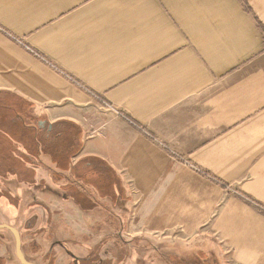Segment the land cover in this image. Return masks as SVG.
Returning a JSON list of instances; mask_svg holds the SVG:
<instances>
[{"label":"crops","instance_id":"1","mask_svg":"<svg viewBox=\"0 0 264 264\" xmlns=\"http://www.w3.org/2000/svg\"><path fill=\"white\" fill-rule=\"evenodd\" d=\"M0 92L73 141L0 183L26 259L162 235L197 243L182 264H264V0H0ZM0 264H24L6 228Z\"/></svg>","mask_w":264,"mask_h":264},{"label":"trees","instance_id":"2","mask_svg":"<svg viewBox=\"0 0 264 264\" xmlns=\"http://www.w3.org/2000/svg\"><path fill=\"white\" fill-rule=\"evenodd\" d=\"M42 119L38 110L21 96L0 92V183L2 178L8 177L18 182H35L34 166H45L41 155L46 153V150L51 151L55 156L66 154L64 157L69 159L73 141L71 139L66 141L64 147L70 150L62 154L61 149H57V144L60 142L55 141V136L50 135L47 139L43 133L39 125ZM15 122L19 124L15 125ZM73 181L75 182L74 179ZM0 201L11 207L13 213L20 204L16 194L2 187H0ZM94 260L98 259L87 257L79 259V262L93 264ZM101 264H111V261H104Z\"/></svg>","mask_w":264,"mask_h":264},{"label":"rangeland","instance_id":"3","mask_svg":"<svg viewBox=\"0 0 264 264\" xmlns=\"http://www.w3.org/2000/svg\"><path fill=\"white\" fill-rule=\"evenodd\" d=\"M19 124V122H15V125ZM200 170V169H199ZM197 171L205 176L206 178L210 179L213 182H219L222 184L220 181H217V179L211 175H209L205 171ZM11 178H2L1 182L4 180L10 181ZM16 180V179H15ZM223 190L226 194H235L239 195L242 198H245L249 201H251L245 194H243L239 189L234 188L230 186L229 184H222ZM17 188L14 189L16 192ZM12 191V193H14ZM16 194V193H15ZM252 202V201H251ZM0 204L4 206V208H7L9 211L12 212L11 207L6 206L2 201H0ZM7 209L5 211H7ZM4 211L0 208V221L3 222L5 216L3 215ZM132 238L130 240H133V246L130 245V241H126L128 239L127 237H119L117 241V247L118 251L114 252H109L106 250H103L102 247H95L93 251H90L89 255L86 256L90 258H96L100 259V257H111L107 258L106 260L103 261H111V264H126L129 262V264L135 263V264H145L147 261H152V260H166L172 264L175 262V264H182L181 261L184 259H188L191 257H196V252L195 248L197 246V243L193 241L192 243L188 240H183L182 238L178 236H162L160 235L159 237H147L143 242L140 241V244H136V238L134 237H129ZM127 244V247L125 246ZM160 245L158 249H155V245ZM138 247V249H137ZM130 249L136 250L134 253L130 252ZM141 250V251H140ZM192 251V252H191ZM129 259L134 260L133 262ZM73 264L78 263L76 262L77 259L72 258ZM128 260V261H127Z\"/></svg>","mask_w":264,"mask_h":264},{"label":"water","instance_id":"4","mask_svg":"<svg viewBox=\"0 0 264 264\" xmlns=\"http://www.w3.org/2000/svg\"><path fill=\"white\" fill-rule=\"evenodd\" d=\"M43 124V121L40 122V125ZM0 228H6L11 230L15 237H16V252H17V256L20 259V261L24 264H37L33 261H30L28 259L25 258L23 252H22V237H21V233L20 231L13 225L9 224V223H0Z\"/></svg>","mask_w":264,"mask_h":264},{"label":"flooded vegetation","instance_id":"5","mask_svg":"<svg viewBox=\"0 0 264 264\" xmlns=\"http://www.w3.org/2000/svg\"><path fill=\"white\" fill-rule=\"evenodd\" d=\"M21 237H22V236H21ZM98 260H99V259H98ZM102 262H104V261H102ZM102 262H101V263H102Z\"/></svg>","mask_w":264,"mask_h":264}]
</instances>
